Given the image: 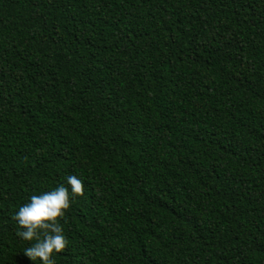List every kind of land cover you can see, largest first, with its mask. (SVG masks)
<instances>
[{"label":"trees","instance_id":"trees-1","mask_svg":"<svg viewBox=\"0 0 264 264\" xmlns=\"http://www.w3.org/2000/svg\"><path fill=\"white\" fill-rule=\"evenodd\" d=\"M70 174L56 264H264V0H0V264Z\"/></svg>","mask_w":264,"mask_h":264},{"label":"clouds","instance_id":"clouds-1","mask_svg":"<svg viewBox=\"0 0 264 264\" xmlns=\"http://www.w3.org/2000/svg\"><path fill=\"white\" fill-rule=\"evenodd\" d=\"M84 181L76 174L66 177L61 183L39 194L30 196L18 207L14 220L18 225L17 235L30 246L24 254L39 264H56L55 256L69 246L61 218L65 217L72 202L84 194Z\"/></svg>","mask_w":264,"mask_h":264}]
</instances>
